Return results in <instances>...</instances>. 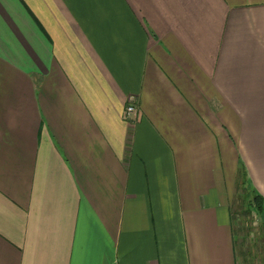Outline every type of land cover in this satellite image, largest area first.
I'll return each mask as SVG.
<instances>
[{
    "label": "crops",
    "instance_id": "0c3cea01",
    "mask_svg": "<svg viewBox=\"0 0 264 264\" xmlns=\"http://www.w3.org/2000/svg\"><path fill=\"white\" fill-rule=\"evenodd\" d=\"M240 171L264 0H0V264H239Z\"/></svg>",
    "mask_w": 264,
    "mask_h": 264
},
{
    "label": "rangeland",
    "instance_id": "374dc122",
    "mask_svg": "<svg viewBox=\"0 0 264 264\" xmlns=\"http://www.w3.org/2000/svg\"><path fill=\"white\" fill-rule=\"evenodd\" d=\"M232 201L233 225L239 264H264V215L253 199L256 194L240 171Z\"/></svg>",
    "mask_w": 264,
    "mask_h": 264
},
{
    "label": "trees",
    "instance_id": "16d2710c",
    "mask_svg": "<svg viewBox=\"0 0 264 264\" xmlns=\"http://www.w3.org/2000/svg\"><path fill=\"white\" fill-rule=\"evenodd\" d=\"M253 204L257 206L258 211L264 215V198L260 194H255Z\"/></svg>",
    "mask_w": 264,
    "mask_h": 264
},
{
    "label": "built area",
    "instance_id": "2783aa9c",
    "mask_svg": "<svg viewBox=\"0 0 264 264\" xmlns=\"http://www.w3.org/2000/svg\"><path fill=\"white\" fill-rule=\"evenodd\" d=\"M136 113H137V107L133 103H130L127 107L126 117L131 119L136 115Z\"/></svg>",
    "mask_w": 264,
    "mask_h": 264
}]
</instances>
